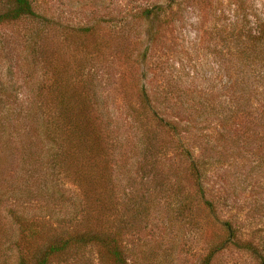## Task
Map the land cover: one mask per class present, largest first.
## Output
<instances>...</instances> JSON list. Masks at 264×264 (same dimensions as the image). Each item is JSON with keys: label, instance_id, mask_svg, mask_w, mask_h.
I'll list each match as a JSON object with an SVG mask.
<instances>
[{"label": "rangeland", "instance_id": "obj_1", "mask_svg": "<svg viewBox=\"0 0 264 264\" xmlns=\"http://www.w3.org/2000/svg\"><path fill=\"white\" fill-rule=\"evenodd\" d=\"M30 1L41 17L0 25V264H36L48 246L84 231L117 236L126 264L264 260L262 160L241 145L264 136V98L258 87L238 93L227 54L231 29L247 23L254 32L264 0ZM152 5L161 13L144 19ZM9 7L0 0V12ZM79 27L89 30L80 34ZM52 55L69 67L61 72L64 87L78 89L69 94L68 117L76 119L68 123L48 121L52 67L63 69ZM74 122L87 140L95 134L82 159L106 154L108 211L84 202L67 180L58 183L61 196L42 193L50 168L51 181L60 176L53 165L73 147L62 133ZM138 148L145 152L140 164ZM184 151L198 159L199 190L180 178ZM159 162L168 180L156 172ZM222 222L234 229V245L205 263L225 236ZM73 249L48 264H110L92 245Z\"/></svg>", "mask_w": 264, "mask_h": 264}, {"label": "trees", "instance_id": "obj_2", "mask_svg": "<svg viewBox=\"0 0 264 264\" xmlns=\"http://www.w3.org/2000/svg\"><path fill=\"white\" fill-rule=\"evenodd\" d=\"M168 3L173 4V1H169ZM161 7L158 5H152L147 9L142 10V15L144 19H153V16L161 13ZM31 17L38 18L41 17L36 14L33 10V5L30 0H10V7L6 8L4 11L0 12V25L5 24L7 22H12L15 20H19L20 18ZM245 20V18H242ZM247 23H244L239 29L235 30L234 27L231 29V33L229 35V44L227 49V54L229 55L230 65L229 71L231 70L232 75V85L235 89H237L238 93L243 95L246 92L255 91V87H258L259 93L264 98V19L256 22V28L253 32L247 26ZM127 26V25H126ZM89 30L87 27H79L77 28V32L80 34H84L85 31ZM236 31V32H233ZM66 40L65 38H63ZM57 52L60 53L58 49ZM54 65H61L63 63L57 62L56 56L52 55ZM83 60L80 59L77 63H75L72 71L77 73V69L79 65H83ZM68 65H61L59 69L57 67H52L53 71L51 74V90H52V98L50 100L49 106L47 110L50 111L48 116V121L51 120H59L62 123H68L66 121L68 114L71 113L70 107L73 104L70 101L69 94L75 93L78 89L76 86L70 87L66 89L64 87V82L62 79L61 72L69 73L68 68L65 67ZM61 70V71H60ZM61 77V78H60ZM257 85V86H256ZM89 87V85H88ZM257 92V91H256ZM140 93V102L145 105L146 108L149 107L148 97L143 88L139 89ZM82 96L85 100H88L86 103L92 106L93 98L89 96ZM232 109V107H231ZM238 111L233 110L231 113H236ZM231 117V116H230ZM70 121L75 120V116L68 117ZM261 118L264 122V106L262 109ZM168 127V130L174 131L176 129V125H171L169 123H165ZM264 127V126H263ZM91 130V129H90ZM89 130V131H90ZM66 144H70L73 147L69 149V151L65 152L63 156L59 157L58 163L53 165L56 174H60L59 178L51 181V174L53 173L52 168H50V175L47 176L48 179L45 183L44 191L42 193H46V198L52 199L54 194L61 196L63 191L61 189L60 181L67 180L74 186L78 187L82 190L83 201L90 203L91 206L99 205L100 209H104L108 211L109 206V195L110 190V173L109 167L106 163V154L101 153L100 156L93 154V160L87 161L82 159V155L87 156L85 154V147L87 145L90 146V141H95V134L93 131H90L91 138L87 140L84 137L83 129L81 128L80 123H69L66 129H64V133H62ZM85 138L86 140L82 139ZM243 137H240L242 139ZM238 139L235 138L232 140V143H235ZM241 144L244 148H247L251 152V155L254 154V149L259 156L261 155V167L264 171V136L261 138H249V141H245ZM250 143V145H249ZM238 144V143H237ZM138 158L140 159L139 163L145 154L144 149L138 148L137 152ZM188 159V165L184 168L185 170L182 172V176L184 180H189V178L195 183L198 190L200 188V179H201V169L199 167L198 159L196 156H193L187 151H184ZM253 153V154H252ZM156 167V172L161 174V176L165 177L166 170H160L162 167V163L159 162ZM153 165H150V170H152ZM58 177V176H57ZM189 177V178H187ZM50 179V180H49ZM168 180V179H166ZM179 194H182V189L179 188ZM203 198V197H202ZM205 206H210V201L203 202ZM93 208V207H91ZM131 210V209H130ZM107 213V212H106ZM17 224V223H16ZM18 225V224H17ZM221 225L224 227V237L222 239L217 240L216 246L210 251L208 256L205 258V263H207L208 259L216 252L220 251L224 248L225 244L231 243L234 245L235 231L232 229L228 223L222 222ZM19 227V225H18ZM25 227H19L20 232L24 230ZM26 232V231H23ZM102 234V233H100ZM106 238H101L99 234L91 233L90 231H84L83 234L77 235L74 237H66L61 238L57 241L56 244L48 246V248L40 254L38 257L34 256L31 259L37 257L36 264H48V260L55 259L60 261L64 258H67L69 253L74 250V246L81 245H92L99 253L107 258L110 264H126V261L121 256V251L118 248L119 239L116 237L109 238V236H105ZM242 242V241H240ZM248 243H246L247 245ZM251 245L248 244L246 246L247 250L251 251ZM96 250V251H97ZM33 253V252H32ZM20 261V260H19ZM19 264H24L20 261ZM259 264H264V260H260Z\"/></svg>", "mask_w": 264, "mask_h": 264}]
</instances>
